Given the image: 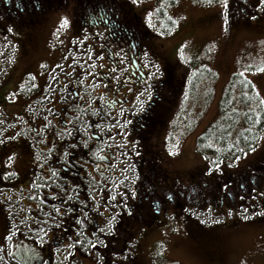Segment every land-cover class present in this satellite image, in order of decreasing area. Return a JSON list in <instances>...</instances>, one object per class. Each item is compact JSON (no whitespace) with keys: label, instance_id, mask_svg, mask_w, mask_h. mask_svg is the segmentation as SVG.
<instances>
[{"label":"flooded vegetation","instance_id":"af4514ba","mask_svg":"<svg viewBox=\"0 0 264 264\" xmlns=\"http://www.w3.org/2000/svg\"><path fill=\"white\" fill-rule=\"evenodd\" d=\"M157 1L149 11L162 10ZM105 2L110 8L86 16L85 29L104 31L94 57L63 59L52 45L38 72L22 73L19 62L31 50L24 28L67 8L55 9L60 0H0V33L9 40L17 33L12 48L0 46V264H19L16 256L31 253L39 261L25 264H53L55 253L80 264L96 257L101 264H140L139 240L169 215L184 217L198 205L216 212L217 199L220 208H264V158L262 166L220 171L214 179L200 173L185 183L165 175L171 105L185 81L156 52V33L131 0ZM223 14L231 33L238 21L258 22L264 4L227 0ZM149 61L159 64L157 79Z\"/></svg>","mask_w":264,"mask_h":264},{"label":"rangeland","instance_id":"374dc122","mask_svg":"<svg viewBox=\"0 0 264 264\" xmlns=\"http://www.w3.org/2000/svg\"><path fill=\"white\" fill-rule=\"evenodd\" d=\"M152 1L134 3L131 0V4L143 25H153L156 52L172 62L175 76L186 80L185 88L171 105V116L181 111L184 117L174 127L173 136L164 149L168 152L161 162L165 175L186 183L195 181L200 173L214 179L220 171L236 173L252 165L264 155V131L256 147L232 165L209 166L205 158L196 153L195 140L216 117L223 88L233 75L239 77L237 81H249L253 96L259 97L264 106V14L255 24L238 21L230 33L223 14L227 0H174L170 4L161 2V5L158 0L156 6L163 7V18L156 9L149 11ZM98 7L110 8L101 4ZM41 21L24 28L31 52L20 60V72L27 71L25 69L38 72L42 59L51 56L49 47L52 45L59 48L63 59H75L83 52L89 58L96 55L95 45L103 39L102 28L75 34L69 9L58 10ZM147 65H152L153 70H149L156 74L151 77L157 79L159 64L149 61ZM22 73L18 77H22ZM236 88L235 85L234 91ZM146 94L142 96L143 102H138L139 106L146 100ZM238 94L239 91L233 95V101L234 108L240 110ZM163 138L161 135L156 141L162 149ZM156 164L146 165L149 172L156 171ZM229 192L232 195L234 189ZM1 196L4 194L0 193V204L4 205ZM241 199L238 200L241 202ZM220 204L217 199L216 212L203 211L198 205L200 207L190 206L184 217L178 212V215H169L162 227L150 229L139 240L137 261L151 264L152 258L163 260L161 264H264V208H250L247 204L220 208ZM1 227L0 220V238Z\"/></svg>","mask_w":264,"mask_h":264},{"label":"trees","instance_id":"16d2710c","mask_svg":"<svg viewBox=\"0 0 264 264\" xmlns=\"http://www.w3.org/2000/svg\"><path fill=\"white\" fill-rule=\"evenodd\" d=\"M106 0H60V6L55 9L69 8L73 30L79 33L90 27L86 16L96 12L98 6ZM180 78V77H178ZM233 75L229 83L223 88L218 102V112L214 120L197 136L195 151L203 156L210 165L233 164L237 157L255 148L264 131V106L259 97L253 96L252 84L247 80H239ZM235 85L237 86L234 91ZM240 110L234 108L233 95L236 92ZM253 105V106H252ZM173 126H177L182 116H172ZM176 120V121H175ZM175 130V129H174ZM264 157L253 162V165L262 166ZM81 259V253H77ZM163 260H152L151 264H161Z\"/></svg>","mask_w":264,"mask_h":264},{"label":"snow or ice","instance_id":"6c2138e0","mask_svg":"<svg viewBox=\"0 0 264 264\" xmlns=\"http://www.w3.org/2000/svg\"><path fill=\"white\" fill-rule=\"evenodd\" d=\"M259 2H260L261 4H264V0H259ZM237 159H239V157H237ZM217 167H218V166H217ZM69 211H71V209H70Z\"/></svg>","mask_w":264,"mask_h":264},{"label":"water","instance_id":"95a60500","mask_svg":"<svg viewBox=\"0 0 264 264\" xmlns=\"http://www.w3.org/2000/svg\"><path fill=\"white\" fill-rule=\"evenodd\" d=\"M36 257L35 256H31V259H35ZM20 261H22V259H20Z\"/></svg>","mask_w":264,"mask_h":264}]
</instances>
